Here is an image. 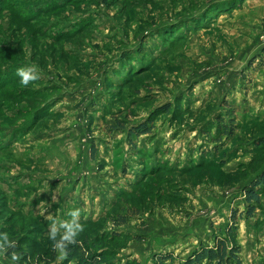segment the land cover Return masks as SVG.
Here are the masks:
<instances>
[{
    "label": "rangeland",
    "instance_id": "1",
    "mask_svg": "<svg viewBox=\"0 0 264 264\" xmlns=\"http://www.w3.org/2000/svg\"><path fill=\"white\" fill-rule=\"evenodd\" d=\"M258 139L264 0H0V233L17 245L0 264H56L48 227L74 209L109 264H182L219 238L264 264V188L252 215L243 194Z\"/></svg>",
    "mask_w": 264,
    "mask_h": 264
},
{
    "label": "trees",
    "instance_id": "2",
    "mask_svg": "<svg viewBox=\"0 0 264 264\" xmlns=\"http://www.w3.org/2000/svg\"><path fill=\"white\" fill-rule=\"evenodd\" d=\"M217 130L221 132L220 134H225L227 137H231L234 132V124L231 123L227 125L225 122L219 121ZM133 132V133H132ZM150 132V127L146 124H143L138 129H133L129 132V137L141 134H148ZM253 155L256 153L255 151L262 152L264 154V140L258 139L255 140L253 143ZM255 152V153H254ZM252 164V163H251ZM257 167H253L251 172H257ZM261 171L258 172L254 178V180L248 185L246 188L243 189L244 194V202L247 207V214L252 215L255 208L260 205V188H264V164L261 165L259 168ZM258 169V171H259ZM116 226H120L126 223V218L124 216L117 217L114 222ZM228 234L231 235V238H234L235 230L232 227L228 230ZM115 236H111L110 239L113 240ZM103 235H100L96 240L94 239H83L82 241H78L76 245H69V257L68 261L71 260H78L80 264H109L107 263L108 256L107 250H98L94 249L93 245H96L97 241H100ZM104 238V237H103ZM106 238V237H105ZM135 239H141L140 236L134 237ZM230 239L226 238H219L216 240L215 245L213 247L204 248L203 250L196 252L192 258H189L182 264H202L204 260L213 263V264H241V260L238 257L239 246L231 243ZM92 248V249H90ZM156 261L155 264H166L168 260L172 258V255L169 253H158L155 257ZM126 264H139V262H132Z\"/></svg>",
    "mask_w": 264,
    "mask_h": 264
},
{
    "label": "clouds",
    "instance_id": "3",
    "mask_svg": "<svg viewBox=\"0 0 264 264\" xmlns=\"http://www.w3.org/2000/svg\"><path fill=\"white\" fill-rule=\"evenodd\" d=\"M16 75L20 78V83L24 87L40 79L38 67L34 64L18 68ZM52 199L54 201L55 197H52ZM50 215L45 218H49ZM68 215L71 217L70 220L53 219L48 227V237L52 241V250L56 253V264H63L64 261L68 260L69 245H76L78 243L77 237L85 230L84 225L80 223L79 209L70 211ZM16 246V242L11 240L7 233H0V255L8 253L10 249H15ZM20 259L21 257L17 252H11V260L14 264Z\"/></svg>",
    "mask_w": 264,
    "mask_h": 264
},
{
    "label": "crops",
    "instance_id": "4",
    "mask_svg": "<svg viewBox=\"0 0 264 264\" xmlns=\"http://www.w3.org/2000/svg\"><path fill=\"white\" fill-rule=\"evenodd\" d=\"M184 237V236H183ZM183 237H180L179 235H176V236H171L169 239H165L164 242L165 243H168L169 241H175L177 242V240H180V239H183ZM182 246V245H181Z\"/></svg>",
    "mask_w": 264,
    "mask_h": 264
}]
</instances>
